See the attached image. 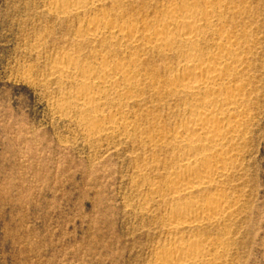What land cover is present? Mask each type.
<instances>
[{"label": "rangeland", "instance_id": "1", "mask_svg": "<svg viewBox=\"0 0 264 264\" xmlns=\"http://www.w3.org/2000/svg\"><path fill=\"white\" fill-rule=\"evenodd\" d=\"M50 2L0 0V264H154L180 235L167 225L159 199L171 201L184 155L172 135L187 99L169 80L184 63V46L161 51L141 37L156 33L164 10L186 2L222 19L202 40L207 52L219 47L220 32L245 50L249 66L241 78L248 81L251 119L232 172L212 190L225 196L231 213L181 231L182 244L198 235L222 239L220 264H264V0H104L68 14ZM97 18L102 27L108 19L127 32L138 27L131 32L140 40H88L85 25ZM65 55L77 56L78 69L103 56L135 69L130 90L114 94L135 93L129 105L104 99L131 134H89V119L66 100L82 91L81 77L54 74Z\"/></svg>", "mask_w": 264, "mask_h": 264}, {"label": "bare ground", "instance_id": "2", "mask_svg": "<svg viewBox=\"0 0 264 264\" xmlns=\"http://www.w3.org/2000/svg\"><path fill=\"white\" fill-rule=\"evenodd\" d=\"M103 1L51 0L50 3L59 14H68L71 11L84 13L89 7L97 9ZM182 5L166 7L165 18L157 23L156 33H142L145 36L141 37L144 44L161 51H172L176 45L184 46V52L181 50L185 54L184 63L176 66L178 72L171 71L173 73L169 79L175 85V92L187 99L183 104L187 114L183 115L177 131L172 135V144L184 149V155L172 176L169 189L171 201L159 199L168 212L167 225L180 235L165 243L162 248L164 255L155 258L154 264H220L219 249L224 247V240L203 239L198 238V235L191 239L190 244L184 245L181 231L217 224L231 213L232 205L226 201L225 196L217 197L212 194V190L219 189V184L232 172L235 151L239 150L249 129L251 113L248 105L249 90L246 88L248 81L241 78V72L246 69L248 61L242 55L245 50L241 52L239 41L221 32L216 35L219 47L207 52L202 40L211 29L222 23L221 17L213 9L202 11L203 8L189 2ZM217 6L222 7L221 4ZM97 19H91L85 25L87 39L90 41L104 38L134 43L140 40V37L138 40L132 37L133 25L127 32L124 23L108 19L105 21L106 27H102L103 22L100 21L103 20ZM78 62L77 56L65 55L55 64L54 74L81 77H78V86L82 91L77 95L74 93V97L65 98L69 104L74 103L79 107L81 116L89 119V134L96 139L117 133L131 134L129 123L119 121L114 118L112 111H106L104 99L110 97V101L118 100L120 104L129 105L135 93L114 94L130 88L132 80L138 75L135 69L126 64H112L105 56L82 69L77 68ZM118 73L122 74V79L115 77ZM104 112L106 114L99 117ZM197 192H207L208 196L199 199L194 196Z\"/></svg>", "mask_w": 264, "mask_h": 264}]
</instances>
